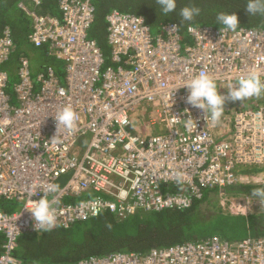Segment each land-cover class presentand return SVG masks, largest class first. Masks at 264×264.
<instances>
[{"label":"built area","instance_id":"2783aa9c","mask_svg":"<svg viewBox=\"0 0 264 264\" xmlns=\"http://www.w3.org/2000/svg\"><path fill=\"white\" fill-rule=\"evenodd\" d=\"M42 3L19 0L17 7L30 21L29 43L60 61L63 77L54 66L35 72L24 55L10 86L3 66L16 43L10 25L0 33V200L21 202L18 210L0 209V264H22L15 255L19 237L37 232L24 208L42 196L56 200L54 228H68L105 211L126 216L188 208L207 189L251 183L264 174L243 173L264 167V94L243 103L227 100L213 124L185 102L184 88L173 92L204 73L219 77L226 94L229 75L264 71V28L221 33V27L190 25L183 34L169 21L155 32L143 16L114 9L106 16V56L89 34L96 11L91 0H56L58 15L42 13ZM65 106L78 114L77 130L61 128L53 139L54 115ZM189 116L196 124L186 127ZM82 138L87 145L80 153ZM49 184L56 193L46 190ZM171 187L178 191L167 192ZM87 193L96 195L81 199ZM71 264H264V237H211Z\"/></svg>","mask_w":264,"mask_h":264},{"label":"trees","instance_id":"16d2710c","mask_svg":"<svg viewBox=\"0 0 264 264\" xmlns=\"http://www.w3.org/2000/svg\"><path fill=\"white\" fill-rule=\"evenodd\" d=\"M95 6V19L90 37L96 39L106 56L110 53L107 42L106 16L114 9L143 16L157 32L163 23L177 22L183 34L190 25H211L220 12L235 13L240 27L264 28V16H250L245 6L247 0H177V8L167 16L160 15L155 0H91ZM19 0H0V33L5 25L13 30L16 48L3 66L10 74V86L18 80L17 69L20 57L29 56L28 47L40 53L38 72L47 66H54L63 77L62 63L46 55L44 48L29 43L30 21L18 9ZM186 5L199 7L201 13L191 23L182 25L179 10ZM42 13L58 15L56 0H43ZM239 27V28H240ZM264 167H247L244 174L254 175ZM261 183L234 184L222 189H207L203 198L195 199L188 208H168L160 211L138 210L134 214L119 216L105 211L98 216L76 222L70 227H57L50 231L26 232L19 237L15 255L22 264H71L90 256H105L115 252L145 253L152 248L169 247L187 241H202L219 237L228 241L264 237V214L243 215L225 213L214 204L215 197L224 193L233 197L251 195ZM167 192H176L173 187ZM96 193L85 194L93 197ZM255 198V197H253ZM14 200L1 199L0 209L6 212L16 210ZM66 202L73 201L66 199ZM4 236L0 234V254L3 251Z\"/></svg>","mask_w":264,"mask_h":264},{"label":"clouds","instance_id":"9594fccd","mask_svg":"<svg viewBox=\"0 0 264 264\" xmlns=\"http://www.w3.org/2000/svg\"><path fill=\"white\" fill-rule=\"evenodd\" d=\"M155 3L158 5L160 15L163 16L169 15L177 8V0H155ZM245 10L252 17L257 15L264 16V0H247ZM200 13L201 9L199 7L184 6L179 10L182 25L191 23ZM215 23L223 26L220 29L221 33L223 29L236 31L240 27L239 17L235 13L220 12L216 15ZM219 79V77L211 74H196L179 83L173 92L178 88H184L187 93L185 102L191 108L199 110L206 123L210 121L213 124L220 122L227 100L243 103L249 98L260 97L264 94V71L255 67L242 71L235 76L229 75L227 77L229 83L226 87V94L221 92V87L218 86ZM78 120V114L71 106H65L58 110L54 115L57 131L53 139L57 138L61 128L68 133L75 132ZM185 120L186 127L191 126L193 123L196 124V121L191 116ZM175 180L179 185L183 183L184 177L177 174ZM46 190L50 193L57 192L56 186L52 184H49ZM29 195L36 194L30 190ZM251 195L256 198L255 201L264 206V186L253 188ZM54 204H56V200H49L42 196L40 199L33 200L24 208L31 215L35 231H50L56 227L57 214Z\"/></svg>","mask_w":264,"mask_h":264},{"label":"rangeland","instance_id":"374dc122","mask_svg":"<svg viewBox=\"0 0 264 264\" xmlns=\"http://www.w3.org/2000/svg\"><path fill=\"white\" fill-rule=\"evenodd\" d=\"M27 51L29 53V58L32 62V67H38V60L40 59V53L34 51L32 47H28ZM27 56V55H26ZM33 68V70H34ZM157 129V128H156ZM87 141L85 138L79 140L77 144V148L79 149L80 153H83L86 149ZM251 183H261L264 182V174L259 176L256 179H252ZM256 198L247 197V196H237L233 197L227 194H220L219 196L215 197L214 204L218 207L220 206L225 213L230 214H243V215H261L264 214V206H261L257 201ZM16 210L19 209L21 202L19 201H12Z\"/></svg>","mask_w":264,"mask_h":264},{"label":"water","instance_id":"95a60500","mask_svg":"<svg viewBox=\"0 0 264 264\" xmlns=\"http://www.w3.org/2000/svg\"><path fill=\"white\" fill-rule=\"evenodd\" d=\"M70 175L68 174L67 176H64L61 180H60V184H63L65 182V180L69 177Z\"/></svg>","mask_w":264,"mask_h":264}]
</instances>
